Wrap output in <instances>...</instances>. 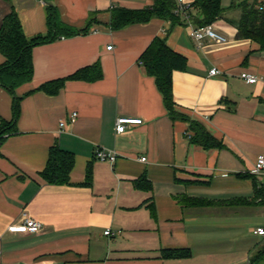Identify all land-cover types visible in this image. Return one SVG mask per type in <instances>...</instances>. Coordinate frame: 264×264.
Segmentation results:
<instances>
[{"label":"crops","instance_id":"obj_1","mask_svg":"<svg viewBox=\"0 0 264 264\" xmlns=\"http://www.w3.org/2000/svg\"><path fill=\"white\" fill-rule=\"evenodd\" d=\"M155 1L53 0L65 25L88 29L35 47L33 80L16 90L22 98L17 132L0 141V264H251L264 250V236L254 234L264 229V202L255 200L264 171L254 173L264 156V51L237 38L242 0H221L224 13L213 25L225 43L191 38L201 21L194 7L187 16L177 14V22L153 18L112 27L116 10L143 11ZM46 5L0 0V27L14 9L29 38L46 35ZM157 38L187 60L186 69L173 74L176 108L204 124L223 149L191 145L189 125L169 116L141 60ZM5 61L0 53V66ZM96 65L100 79L69 80L54 96L36 91ZM214 68L220 73L211 76ZM244 73L258 82L247 83ZM12 107V95L0 86L4 120L12 119ZM122 117L143 123L118 134ZM54 145L75 155L68 185L40 176ZM98 147L116 152L117 161L97 160ZM144 176L152 191L135 188ZM181 195L213 203L185 207ZM24 213L43 230L10 232ZM187 248L190 259H161L165 249Z\"/></svg>","mask_w":264,"mask_h":264},{"label":"trees","instance_id":"obj_2","mask_svg":"<svg viewBox=\"0 0 264 264\" xmlns=\"http://www.w3.org/2000/svg\"><path fill=\"white\" fill-rule=\"evenodd\" d=\"M46 2L47 23L49 33L29 38L24 32L18 13L13 9L7 15L0 27V53L6 58L0 66V86L13 97L12 119L7 121L0 116V141L7 135L17 132V121L21 113V97L16 95V90L30 83L34 77L33 50L35 47L51 43L61 36L73 37L87 32L85 29H74L65 25L53 0ZM241 10L237 22V38L252 40L258 43L264 51V0H242L238 5ZM192 7L201 13V21L198 27L213 24L223 16L224 9L221 0H195ZM176 0H156L153 7L143 11H128L118 9L113 14L112 27L124 28L131 24L146 23L153 18L171 20L177 22ZM141 60L144 64L145 73L155 79L156 85L172 120L186 122L192 131L189 138L190 144L204 151L220 150L224 144L217 140L214 135L201 122L191 119L181 113L175 105L173 93V74L175 71L184 70L187 60L182 55L171 49L165 40L155 39L143 53ZM90 71H96L90 75ZM102 77L99 66L82 69L70 77L58 79L42 85L36 91H42L50 96L58 94L69 80H97ZM75 166V155L54 145L50 150L49 159L45 169L40 173L41 178L51 185H68L70 176ZM88 181L90 182L92 171L88 168ZM88 184V183H86ZM135 188L141 191H152L153 186L144 176L134 182ZM255 200L264 202V187L256 188ZM178 202L185 207L208 206L212 201L181 195ZM152 207V205H150ZM152 214L154 213V208ZM192 258L190 249H165L161 253L163 260H183ZM264 260V250L251 260V264H259Z\"/></svg>","mask_w":264,"mask_h":264},{"label":"built area","instance_id":"obj_3","mask_svg":"<svg viewBox=\"0 0 264 264\" xmlns=\"http://www.w3.org/2000/svg\"><path fill=\"white\" fill-rule=\"evenodd\" d=\"M195 0H176L177 8L176 14L178 15H188L189 10L192 7V4ZM191 38L198 44L206 39L214 41L216 43H225L227 41L226 37L220 34L213 24L205 27H194L190 33ZM113 46H108V50H112ZM220 72L218 69L214 68L210 71L211 76L218 75ZM242 78L249 84H254L258 82V78L250 73H244ZM77 113L71 115V122H75ZM143 123L142 119L132 118V117H122L118 118L116 122V132L118 134H124L128 127L141 125ZM65 123L62 122L61 126H64ZM192 137V133L188 134V138ZM95 157L101 162H109L111 164L117 161L118 155L116 152L107 151L105 149L96 148ZM142 161H146V158H142ZM264 171V156H260L257 159L255 164L254 173L259 175ZM8 230L13 233H24V234H37L43 230V223L31 218L26 213L23 214L22 219L19 224L11 225ZM106 235L112 234L111 230L108 229L105 232ZM254 234L264 236V229L258 228L254 231Z\"/></svg>","mask_w":264,"mask_h":264},{"label":"rangeland","instance_id":"obj_4","mask_svg":"<svg viewBox=\"0 0 264 264\" xmlns=\"http://www.w3.org/2000/svg\"><path fill=\"white\" fill-rule=\"evenodd\" d=\"M250 228V227H249ZM249 228H248V231H249ZM248 234H249V232H248ZM250 236L252 237V235L250 234Z\"/></svg>","mask_w":264,"mask_h":264}]
</instances>
